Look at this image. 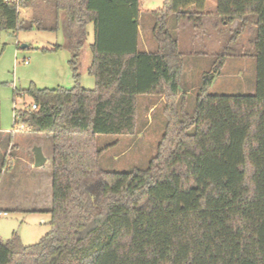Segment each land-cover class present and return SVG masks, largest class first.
Masks as SVG:
<instances>
[{
  "label": "trees",
  "instance_id": "1",
  "mask_svg": "<svg viewBox=\"0 0 264 264\" xmlns=\"http://www.w3.org/2000/svg\"><path fill=\"white\" fill-rule=\"evenodd\" d=\"M206 4L164 0L150 13L158 48L148 53L140 49L141 0L55 1L69 20L75 85L32 84L24 95L37 110L14 118L52 135L50 232L30 246L17 233L0 239V264H264V0H217L215 14L205 12ZM18 8L0 0V30L23 29ZM171 18L178 32L240 24L203 75L192 113L181 93L185 56L169 31ZM250 21L255 94H211L227 60L246 57L239 39ZM89 24L93 90L81 86L78 72ZM76 29H84L80 40ZM146 96L164 100L156 155L146 169L104 170L107 148L97 146L98 138L136 137L139 98Z\"/></svg>",
  "mask_w": 264,
  "mask_h": 264
},
{
  "label": "rangeland",
  "instance_id": "2",
  "mask_svg": "<svg viewBox=\"0 0 264 264\" xmlns=\"http://www.w3.org/2000/svg\"><path fill=\"white\" fill-rule=\"evenodd\" d=\"M56 0H21L19 10L20 24L18 31L0 30V154L10 143V155H0V168L6 163L2 182L7 187L1 191L2 200L24 212H2L0 214V238L8 240L16 232L26 246L38 243L50 232L51 215L49 213L29 212L39 205L52 202L48 194H38L31 175L22 171L14 157H26L33 161V149L45 145L48 155L53 149L52 135L37 134L29 126L15 125L14 118L19 110L31 109L32 99L24 91L34 84L39 89H72L74 78L69 61L72 52L68 38L69 20L65 12L57 13ZM164 0H141L140 49L153 53L158 45L154 38V19L151 11L160 8ZM217 0H207L205 12L216 13ZM194 11V10H191ZM255 19V17H252ZM216 20L215 22H217ZM219 22V21H218ZM240 24L223 26L218 23L207 25L206 32H194L189 27L176 31L175 20H169V31L179 40L180 52L185 56L184 72L181 79V93L188 97L187 111L192 113L196 96L203 75L213 65L214 56L221 51ZM84 29L74 31V40H80ZM256 37L252 21L246 23L239 39V46L246 55L244 58L228 59L221 73L211 88L213 95L250 96L256 91V61L254 49L250 44ZM83 42L78 49V72L80 84L85 89L93 90L95 78L89 74L93 55L94 26L85 28ZM72 39V41H74ZM25 46V48H22ZM61 46L57 52L43 53L42 49ZM19 93V95H16ZM150 102L152 103L150 105ZM149 105V106H148ZM151 107V108H150ZM166 118L164 101L156 97H140L138 111V135L136 137H99L97 146L107 148L101 158V167L111 172H129L133 169H146L156 155L158 145L164 135ZM14 133L16 135H14ZM41 135V136H40ZM19 138L18 141L14 138ZM14 139V140H13ZM12 141V142H11ZM4 143V144H3ZM5 145V146H4ZM7 149V148H6ZM12 160V162H11ZM47 165L44 170L46 178ZM12 167V168H11ZM37 177L39 175H33ZM43 179V183H45ZM13 180V183H12ZM15 183V184H14ZM12 185L10 189L8 186ZM37 191V192H36Z\"/></svg>",
  "mask_w": 264,
  "mask_h": 264
},
{
  "label": "crops",
  "instance_id": "3",
  "mask_svg": "<svg viewBox=\"0 0 264 264\" xmlns=\"http://www.w3.org/2000/svg\"><path fill=\"white\" fill-rule=\"evenodd\" d=\"M68 25H65L64 24V27H65V29H66V27H67ZM68 38H69V34H68ZM162 101H164L163 99H160V102L162 103ZM152 103L150 102V105H151ZM149 106V105H148ZM152 106V105H151ZM151 108V107H150ZM27 126V125H26ZM14 135H16L15 133H14ZM41 136V135H40ZM15 139V141L17 140L18 141V139L19 138H14ZM13 139V140H14ZM4 144V143H3ZM2 146V143L0 142V147ZM5 146V145H4ZM37 147H41L42 148V150H43V154H44V156L47 158V162H46V164H45V166H43V167H41V168H36L35 166H34V155H33V157H32V159H33V161L31 162L28 158H24V157H14V158H11L12 160L13 159H16V161H18L19 162V165H20V167H21V169H22V171H26L27 173H29V175H31L32 176V178L34 179V181L37 183V186H36V189H37V193L38 194H43L44 192H46L47 194H48V197H49V199H50V196L51 197H53V165H52V153L53 152H51V154L50 155H48L47 154V152H46V149H45V145H43V144H40V145H38ZM7 148V149H6ZM9 148H10V143L8 144H6V147H4L3 148V151L1 152L2 154L3 153H5V155L7 156H9L11 153H10V151H8L9 150ZM2 154H0V155H2ZM12 160H11V162H12ZM47 165H51L50 167V170H47V172L46 173H48V177L46 178V174H45V172L44 171H46V170H44V168L47 166ZM7 168V167H6ZM12 168V167H11ZM5 170H9V169H5ZM33 175H39L38 176V178L37 177H34ZM2 176H7V174L4 172V169L2 170V172H1V178H2ZM46 178V180H45V183H43V179H45ZM12 183H13V180H12ZM15 184V183H14ZM11 184H10V186H8V189H10L11 188ZM6 189L7 190V187H5V185L3 184V182H2V179H1V182H0V214L3 212L4 214H5V212H12V211H15V212H24L23 210H21V209H18V207H16V208H14V205H11V204H9L8 202H6L5 200L3 201L2 200V197H1V191H3V189ZM48 202H49V200H48ZM47 202V204H43V205H39V206H37L36 208H34L33 210H28L29 212H36V213H49L50 212V210H51V208H52V202L49 204ZM16 232H13L12 233V236L15 234ZM12 236L9 238V239H11L12 238ZM1 239V238H0ZM8 239V240H9ZM1 240H3V239H1ZM8 240H6V241H8ZM4 241V240H3Z\"/></svg>",
  "mask_w": 264,
  "mask_h": 264
},
{
  "label": "water",
  "instance_id": "4",
  "mask_svg": "<svg viewBox=\"0 0 264 264\" xmlns=\"http://www.w3.org/2000/svg\"><path fill=\"white\" fill-rule=\"evenodd\" d=\"M22 48H25V46H23ZM32 152L34 155V166L36 168H41V167L45 166V164L47 162V158L44 156L42 148L36 147L33 149Z\"/></svg>",
  "mask_w": 264,
  "mask_h": 264
},
{
  "label": "built area",
  "instance_id": "5",
  "mask_svg": "<svg viewBox=\"0 0 264 264\" xmlns=\"http://www.w3.org/2000/svg\"><path fill=\"white\" fill-rule=\"evenodd\" d=\"M8 1H10V2H16L17 4H18V6L20 7V4H21V0H8ZM31 110H37V105H32L31 106Z\"/></svg>",
  "mask_w": 264,
  "mask_h": 264
}]
</instances>
